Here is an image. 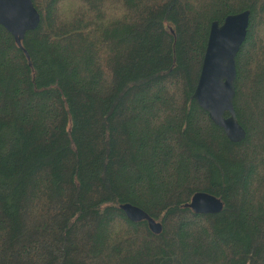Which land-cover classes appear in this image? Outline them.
<instances>
[{
    "label": "trees",
    "instance_id": "16d2710c",
    "mask_svg": "<svg viewBox=\"0 0 264 264\" xmlns=\"http://www.w3.org/2000/svg\"><path fill=\"white\" fill-rule=\"evenodd\" d=\"M33 2L23 48L0 24V264H264V0ZM248 9L234 143L194 92L211 24Z\"/></svg>",
    "mask_w": 264,
    "mask_h": 264
},
{
    "label": "water",
    "instance_id": "95a60500",
    "mask_svg": "<svg viewBox=\"0 0 264 264\" xmlns=\"http://www.w3.org/2000/svg\"><path fill=\"white\" fill-rule=\"evenodd\" d=\"M251 11L229 14L224 21L211 24L207 47L199 75L194 99L208 112L211 120L221 127L234 143L246 137V130L237 119L236 96L237 55L246 41ZM41 14L33 0H0V24L9 31L20 47L29 31L37 29ZM190 207L195 213H219L223 210L221 198L199 191L194 194ZM134 222L148 221L154 233H160L163 224L141 207L125 203L121 206Z\"/></svg>",
    "mask_w": 264,
    "mask_h": 264
}]
</instances>
